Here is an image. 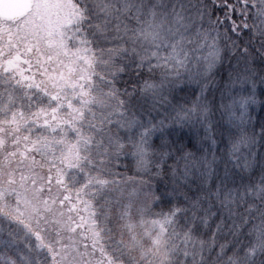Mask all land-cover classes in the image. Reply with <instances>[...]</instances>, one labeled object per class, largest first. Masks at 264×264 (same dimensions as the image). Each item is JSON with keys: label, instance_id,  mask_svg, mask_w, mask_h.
Listing matches in <instances>:
<instances>
[{"label": "trees", "instance_id": "obj_1", "mask_svg": "<svg viewBox=\"0 0 264 264\" xmlns=\"http://www.w3.org/2000/svg\"><path fill=\"white\" fill-rule=\"evenodd\" d=\"M71 3L69 43L111 55L102 91L114 99L98 132L112 137L119 171L153 186L146 215L162 222L165 264H264V138L238 119L255 101L264 123V0ZM8 129L0 164L14 157Z\"/></svg>", "mask_w": 264, "mask_h": 264}, {"label": "rangeland", "instance_id": "obj_2", "mask_svg": "<svg viewBox=\"0 0 264 264\" xmlns=\"http://www.w3.org/2000/svg\"><path fill=\"white\" fill-rule=\"evenodd\" d=\"M72 13L71 0H33L0 19V147L6 128L15 147L0 164V264H165L162 222L146 215L153 186L119 171L98 132L114 99L102 91L111 55L69 43Z\"/></svg>", "mask_w": 264, "mask_h": 264}, {"label": "snow or ice", "instance_id": "obj_3", "mask_svg": "<svg viewBox=\"0 0 264 264\" xmlns=\"http://www.w3.org/2000/svg\"><path fill=\"white\" fill-rule=\"evenodd\" d=\"M208 88H211V85H208ZM257 91H259V89H257ZM201 95L206 97L208 95L207 89H202ZM261 95H262V98L259 101V107L264 108V94H261ZM226 107H227V105L225 104V102L222 99L221 103L219 105V108L221 109V111H223ZM256 108H257V104L255 101H253L251 104L246 105L243 109H240L238 112L239 123H240V125H242L244 127H247L248 123H250L253 128L258 127V133H257L258 137L264 138V123H258L253 118V112L256 110ZM225 115H228V114L226 113ZM232 126L233 125H231V124L225 125V127H229V128ZM201 130H203V129H201ZM211 143H213L215 145V147H217V148L219 147V141L215 140V132H213V140L211 141Z\"/></svg>", "mask_w": 264, "mask_h": 264}, {"label": "water", "instance_id": "obj_4", "mask_svg": "<svg viewBox=\"0 0 264 264\" xmlns=\"http://www.w3.org/2000/svg\"><path fill=\"white\" fill-rule=\"evenodd\" d=\"M33 0H0V18L16 20L31 11Z\"/></svg>", "mask_w": 264, "mask_h": 264}]
</instances>
